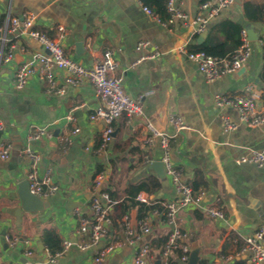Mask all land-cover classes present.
<instances>
[{
	"label": "crops",
	"instance_id": "crops-1",
	"mask_svg": "<svg viewBox=\"0 0 264 264\" xmlns=\"http://www.w3.org/2000/svg\"><path fill=\"white\" fill-rule=\"evenodd\" d=\"M202 1L174 0V4L194 16ZM244 1L235 0L211 18L207 31L209 34L213 25L226 20L240 24L251 41V55L236 73L207 82L197 65L180 50L194 51L207 36L199 42V34L182 22L165 27L157 16L143 9L139 0H0L1 26L5 28L12 18L28 13L35 15L37 29L51 35H56L61 25L65 28L66 54L86 66L111 50L116 61L113 73L123 76L125 93L142 106L140 115L129 118L123 114L115 120L112 141L99 151L102 124L89 118L99 104L94 85L88 80L67 85L68 73L56 70V83L67 87L64 94L49 92L38 74L17 89L13 79L18 65L31 63L35 54L48 51L22 28L16 34H5V29L0 32V142L10 146V156L0 157V264H93L95 251L77 246L75 210L81 208L85 215L91 214L93 192L87 186L99 174L98 169L105 174L103 184L111 183L119 196L130 182L157 175L163 182L158 197L164 201L174 199L176 190L171 179L162 178L150 168L153 161H161L163 149L159 137L153 144L146 142L148 123L159 131L174 133L171 158L187 183L195 178L205 183L201 192L203 207L224 210L222 220L193 206L181 208L177 214V225L186 233L190 247L197 242L202 248L199 264H235L238 260L252 263L251 252L243 248L245 238L264 223V167L236 160L253 150H264V123L250 127L240 121L235 109L220 108L215 103L216 95L241 94L249 83L262 95L259 75L264 66V26L244 16ZM141 41H148L149 46L138 49ZM11 47L13 59L5 61ZM155 50L159 51L156 58L132 66ZM262 104L259 101L257 107L260 109ZM171 114L181 116L186 128L174 132L168 124ZM69 115L75 120H69ZM223 116L236 122L238 129L225 131ZM33 125L48 126L52 138L29 141ZM26 147L41 155L40 173L53 168L60 190L46 198L49 204L43 211L20 214L17 192L33 168L32 160L22 155ZM142 159L145 164L140 162ZM196 208L199 217L194 215ZM168 229L159 222L152 231L165 233ZM48 233L57 235L62 245L66 240L71 242L55 262L50 260L43 240ZM7 234L17 238V245L6 242ZM112 235L121 244L104 264H133L134 246L125 229L115 223ZM27 250H31L28 255ZM158 259L153 254L149 264Z\"/></svg>",
	"mask_w": 264,
	"mask_h": 264
},
{
	"label": "built area",
	"instance_id": "built-area-1",
	"mask_svg": "<svg viewBox=\"0 0 264 264\" xmlns=\"http://www.w3.org/2000/svg\"><path fill=\"white\" fill-rule=\"evenodd\" d=\"M140 1V0H139ZM235 0H204L198 6L196 15L191 16L180 6L174 4V0H168L167 9L169 17L161 23L167 27L182 22L191 26L195 34H201L207 30L209 21L220 13L221 10L230 7ZM143 9L152 17H156L154 12L143 5ZM36 19L33 13L24 14L21 17L12 18L8 21L5 28L0 25V32L5 29L8 32L19 33L20 28L35 38L44 47L47 54H35L31 63L18 65L14 73V86L21 89L27 83L29 77L38 74L41 81L49 86L48 91L56 94L66 93V85H58L55 80V71L62 70L68 73L66 78L67 85H78L85 80L90 81L96 91L99 104L90 114L89 118L94 123L102 124V139L99 151L104 149L113 139L114 122L117 118L125 114L127 117L140 115L142 106L137 99L125 93L122 82L123 76L115 75L116 61L111 50H106L100 59H97L93 65L86 66L79 61L71 59L65 52L63 41L65 39V28L58 27V33L51 36L35 27ZM241 44L229 57H217L206 53L205 51H190L180 48L186 57L194 62L199 71L204 75L207 82H213L227 75L236 73L248 61L251 52V41L247 32L243 29ZM6 39H4L5 41ZM1 46V42H0ZM149 46L148 41L139 42L137 48L141 49ZM158 50L153 53L141 56L132 66L137 65L144 59L156 58ZM13 59L12 47L8 49L5 61ZM38 65V66H35ZM38 67V68H37ZM262 99V100H261ZM262 101V107L259 109L257 104ZM215 103L220 108H233L238 114L240 121L250 127L259 126L264 123V98L257 92L252 83L247 84L243 92L238 95L218 94L215 96ZM69 120L74 121V116L69 115ZM225 131H235L238 124L231 121L227 116H223ZM168 124L172 126L174 132L186 128V124L181 116L171 114L168 118ZM0 122V129H1ZM149 135L146 138L148 144H153L156 137L160 138V144L163 149L162 163L164 165L165 176H168L176 190V197L163 204L167 209V225L172 226L166 245L162 248L161 264H182L189 258L191 251L190 244L186 241V233L177 225V214L181 208L199 207L204 209L212 218L222 220L225 218L224 210L216 206L203 207L201 200L203 193L194 195L192 188L185 181L183 172L176 167L171 155L173 150L172 139L174 133L162 132L156 129L151 123L147 124ZM79 128H75V132ZM52 138V130L48 126L33 125L28 132V140L34 141L42 138ZM22 155L30 158L33 168L27 174L30 192L41 198H48L60 190L59 184L55 180L54 170L47 167L40 173L39 165L41 155L30 147L22 151ZM10 156V146L0 142V157L6 159ZM241 164H252L264 167V150H253L247 155H243L236 160ZM105 179L104 173L96 175L94 180L87 186V190L92 191L93 195L89 201L91 214L85 215L81 208H76L75 215L78 219L77 227V246L81 250H94L93 264H104L106 260L120 247L121 242L112 235L114 219L112 217V208L115 201L111 200L107 192H102L101 188ZM149 195L141 191L136 200L139 202H149ZM155 210L146 215L140 221L138 226L140 231L131 225V216L126 213L122 217L125 232L129 242L134 246L133 264H149L153 258L150 245L144 241V237L152 232L153 216L158 215ZM6 242L10 246L17 245V238L6 235ZM243 250L251 252V262L253 264H264V223H261L254 233L245 238ZM27 244H30L27 241ZM64 247L61 251L50 254L49 258L55 262L69 248L71 242L64 241ZM181 249L182 255L176 263H170L169 257L174 249ZM27 250L25 254H30ZM1 256V250H0Z\"/></svg>",
	"mask_w": 264,
	"mask_h": 264
},
{
	"label": "trees",
	"instance_id": "trees-1",
	"mask_svg": "<svg viewBox=\"0 0 264 264\" xmlns=\"http://www.w3.org/2000/svg\"><path fill=\"white\" fill-rule=\"evenodd\" d=\"M140 2L142 5L150 8L160 20L164 21L169 17L167 9L168 0H140ZM242 10L244 16L249 21L258 22L264 26V0H245L242 3ZM242 31L243 27L232 20H226L215 24L209 30V34L207 35L205 41L201 45L197 46L194 51H205L206 53L217 57H229L241 44ZM261 41L264 59V33L261 36ZM259 77L262 85L261 97L264 98V66ZM143 161L145 164V159L140 160L141 163H143ZM102 171L103 169H98L97 173H101ZM188 184L192 188L195 196L200 194L205 187V183H201V180H196V178L193 181H189ZM162 187L163 182L159 176L149 175L140 181L130 182L121 196H119L118 191L115 190L111 183L106 185L103 184L101 188L102 192H107L110 199L115 201L112 208V217L116 225H119L124 229L125 227L122 221L124 214L128 213L131 216V211L135 210L137 220L140 221L143 217L151 214L153 211H158L159 214L153 216L152 228L156 227V224L160 222L166 224L169 229L165 233H155L152 231L149 235L144 237V241L150 245L152 253L159 259L163 257L162 248L166 245L168 236L172 230V226L167 225V209L163 204L164 200L161 197H158V193ZM141 191H144L149 195L150 199L148 203L136 200V196ZM199 212V209H194V215L196 217L201 216ZM136 231H140L139 226H137ZM43 240L46 248L52 255L63 249L62 241L55 234L48 233L44 236ZM181 255V249H174L169 257V262L176 263ZM201 264H203V262ZM235 264L253 263H247L246 260H238Z\"/></svg>",
	"mask_w": 264,
	"mask_h": 264
},
{
	"label": "water",
	"instance_id": "water-1",
	"mask_svg": "<svg viewBox=\"0 0 264 264\" xmlns=\"http://www.w3.org/2000/svg\"><path fill=\"white\" fill-rule=\"evenodd\" d=\"M208 31H204L199 35V42H203L204 38L207 36ZM257 39V37H256ZM79 47V44H78ZM150 168L154 169L162 178L166 177L165 176V170H164V165L162 161H153L150 164ZM164 183L167 184V181L164 180ZM17 195L21 201V206L18 208V211H26V212H39L43 211L45 208L48 207V202L46 199L41 198L39 196H36L30 192L29 189V182L24 181L20 185V189L17 192ZM131 225L133 228H137L138 226V220L136 217V211L132 210L131 211ZM6 231L3 232L5 234ZM41 247L43 248V245L40 244ZM201 251L202 248L197 244V242H194L191 247V251L189 254V258L186 262H183L182 264H199L200 259H201ZM155 264H161V260H157Z\"/></svg>",
	"mask_w": 264,
	"mask_h": 264
}]
</instances>
